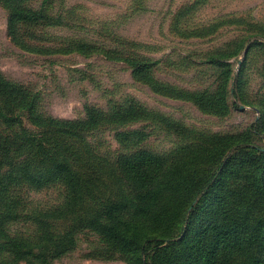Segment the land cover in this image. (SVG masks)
Here are the masks:
<instances>
[{"label": "trees", "instance_id": "trees-1", "mask_svg": "<svg viewBox=\"0 0 264 264\" xmlns=\"http://www.w3.org/2000/svg\"><path fill=\"white\" fill-rule=\"evenodd\" d=\"M64 1L1 0L12 42L40 55L103 54L159 92L158 60L113 39L81 38L96 28L76 12L79 5L67 8ZM56 27L76 34L56 36ZM254 43L239 71L220 72L213 88L166 85L164 94L219 117L239 109L248 58L264 47ZM259 75L264 85V62ZM84 108L78 119L43 113L36 94L0 70V264H55L83 240L86 258L125 264H264L262 146L245 132L180 136L173 128L179 141L157 152L144 147L150 134L144 126L121 128L150 118L136 98ZM259 112L253 125L264 132V100ZM104 131L113 132L120 151L101 149ZM43 193L53 197L36 198Z\"/></svg>", "mask_w": 264, "mask_h": 264}, {"label": "rangeland", "instance_id": "rangeland-1", "mask_svg": "<svg viewBox=\"0 0 264 264\" xmlns=\"http://www.w3.org/2000/svg\"><path fill=\"white\" fill-rule=\"evenodd\" d=\"M79 5L77 13L85 24L95 27L81 38L99 41L113 39L122 48H134L150 60L153 75L159 81V92L134 79L132 70L120 60L103 54L85 56L40 55L15 45L8 35L7 13L0 0V70L12 82L36 94L40 110L58 118L78 119L85 115V105L107 109L111 100L123 96L136 98L151 110L150 118L121 128L144 126L149 132L144 147L168 152L179 137L190 131L204 133L245 132L247 138L264 148V132L255 128L261 115L259 103L264 100V85L259 75L264 47L245 69L246 101L239 109L232 106L219 117L211 110H200L191 102L165 95L166 85L190 91H204L215 84L219 73L235 74L246 59L254 42L264 43V0H65L63 6ZM56 36L76 33L67 27L51 29ZM54 36V35H53ZM256 48V45L255 47ZM220 67H213V64ZM229 99V103L234 102ZM230 103V104H231ZM26 125L29 121L25 119ZM101 149L121 150L113 132L99 136ZM53 197V195H51ZM43 193L37 199L51 198ZM87 244L55 264H125L121 259H88ZM25 264V263H20Z\"/></svg>", "mask_w": 264, "mask_h": 264}]
</instances>
